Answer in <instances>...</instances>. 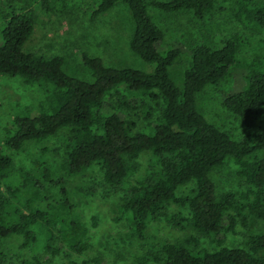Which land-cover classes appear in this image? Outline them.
<instances>
[{
  "label": "trees",
  "instance_id": "obj_1",
  "mask_svg": "<svg viewBox=\"0 0 264 264\" xmlns=\"http://www.w3.org/2000/svg\"><path fill=\"white\" fill-rule=\"evenodd\" d=\"M119 5L129 9L133 22L129 48L155 65L152 73L106 67L99 57L82 53L91 80L70 76L63 56L24 51L34 32L32 12L14 8L8 12L0 44V75L19 77L26 84L45 83L54 90L48 92L41 111L34 114L26 108L16 117L6 145L20 149L65 128H70V134L64 139L63 162L57 169L25 173L20 186L5 181L10 197L18 201L25 194L27 201L26 207L0 215V237H21L23 250L54 251L59 239L70 250L84 252L87 227L75 214L68 185L96 164L106 184L118 190L135 173L126 157L137 160L150 154L160 170L130 186L121 214L141 240L149 223L164 216L177 227L189 222L196 233L212 238L215 247L201 246L198 237L190 236L184 244L168 242L159 252L137 256L132 264H264V233L247 237L245 247L225 244L239 221L247 220L245 213L264 223V62L242 63L237 35L217 48L191 45L187 47L191 59L179 87L170 69L182 56V47L178 41L166 43V34L154 22L149 7L167 14L192 11L202 20L207 13L223 9L221 0H101L90 7L91 17L94 20ZM238 6V17L264 31V4L249 8L248 0H240ZM41 7L52 10L51 0H41ZM236 72L241 73L239 84L220 92L223 106L244 125L240 139L211 124L197 106L200 93ZM146 98L155 102L158 116ZM229 159L239 166L247 190L217 196L211 175ZM13 165L10 156L0 155L2 179ZM190 186L187 195H179ZM35 202L50 205L42 209L33 207ZM173 204L186 208L189 216H166L163 210ZM0 207L10 209L13 203L1 197ZM57 207L66 215L55 212ZM3 256L0 249V264ZM35 261L44 264L38 257Z\"/></svg>",
  "mask_w": 264,
  "mask_h": 264
},
{
  "label": "rangeland",
  "instance_id": "obj_2",
  "mask_svg": "<svg viewBox=\"0 0 264 264\" xmlns=\"http://www.w3.org/2000/svg\"><path fill=\"white\" fill-rule=\"evenodd\" d=\"M100 1L51 0L52 10L45 11L41 7V0H0V44L3 24L11 8L21 12L30 11L35 16V26L24 51L63 56L64 70L70 76L91 80L90 72L84 66L82 53L99 57L106 67L132 68L152 73L155 65L147 64L129 48V38L133 30L129 9L119 5L93 20L90 7L96 6ZM239 1L221 0L223 9L207 13L202 20L195 17L192 11L167 14L149 7L154 22L166 34V43L178 41L182 47V56L170 69L171 77L177 86H183L184 72L191 59L187 47L191 45L196 47L205 44L217 48L224 39L237 35L242 42L239 60L242 63L264 62V31L257 29L245 18L237 16ZM261 4H264V0H248L249 8H256ZM240 74L234 73L219 85L208 87L197 97L199 112L232 139H240L245 133V128L242 122L223 106L220 91L239 84ZM53 90L51 85L45 83L26 84L19 77L0 75V155L10 156L14 161L9 175L4 179L0 177V198L10 199L13 207H0V215L26 207L27 201L25 194H22L18 201L10 197L5 181L20 186L25 181V173L35 175L46 169L55 170L63 162V142L69 136L70 128L62 129L44 140L30 141L20 149L14 150L6 145V139L15 128L16 117L26 108L34 114L41 111L45 107L48 92ZM146 101L158 116L159 110L155 102L150 98H146ZM140 123L143 126L145 124L142 120ZM126 161L135 173L118 190L106 184L103 173L96 164L76 177L67 187L71 193L75 214L87 227L88 247L84 252L70 250L59 239L53 244L54 251L48 252L42 247L23 250L21 237H0V249L4 254L2 264H24V261L36 264V257L42 259L44 264H132L137 256L159 252L168 242L184 244L190 236L198 237L201 246L210 249L215 247L212 238L196 233L189 222H184L183 227H177L168 223L164 216L149 223L145 238L141 240L120 209L126 201L130 186L142 177L159 171L160 167L150 154H142L137 160L126 157ZM211 179L215 184L217 196L247 190L242 177L239 176V166L232 159L216 169ZM191 188L190 186L182 189L179 195H187ZM49 205L48 202L32 204L33 207L42 209H48ZM54 211L66 215L59 207ZM163 213L166 216H189L186 208L175 204L166 207ZM244 215L247 220L239 221L235 233L226 238L227 246L245 247L247 237L264 233L262 221L249 213ZM148 264L157 263L150 261Z\"/></svg>",
  "mask_w": 264,
  "mask_h": 264
}]
</instances>
